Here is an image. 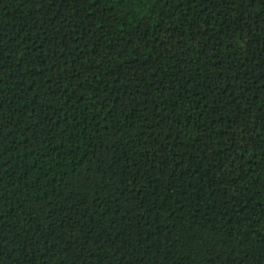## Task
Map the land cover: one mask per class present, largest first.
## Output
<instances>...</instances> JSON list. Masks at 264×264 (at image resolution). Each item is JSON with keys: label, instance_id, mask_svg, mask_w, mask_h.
I'll use <instances>...</instances> for the list:
<instances>
[{"label": "trees", "instance_id": "16d2710c", "mask_svg": "<svg viewBox=\"0 0 264 264\" xmlns=\"http://www.w3.org/2000/svg\"><path fill=\"white\" fill-rule=\"evenodd\" d=\"M0 264H264V0H0Z\"/></svg>", "mask_w": 264, "mask_h": 264}, {"label": "snow or ice", "instance_id": "6c2138e0", "mask_svg": "<svg viewBox=\"0 0 264 264\" xmlns=\"http://www.w3.org/2000/svg\"><path fill=\"white\" fill-rule=\"evenodd\" d=\"M117 2H119V0H117ZM136 3H140L141 0H135ZM153 3H155V0H152ZM257 2H259V0H257ZM143 3L147 4L148 0H143Z\"/></svg>", "mask_w": 264, "mask_h": 264}]
</instances>
